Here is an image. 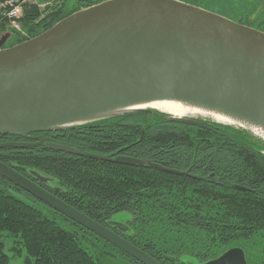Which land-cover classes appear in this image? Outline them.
<instances>
[{"label":"trees","instance_id":"trees-1","mask_svg":"<svg viewBox=\"0 0 264 264\" xmlns=\"http://www.w3.org/2000/svg\"><path fill=\"white\" fill-rule=\"evenodd\" d=\"M60 1L45 11L24 10L21 22L29 38L15 36L9 47L108 0ZM177 1L208 11L206 0ZM198 122L208 129L172 122L157 111L131 112L33 134L85 154L146 161L143 167L45 146L1 149L0 161L103 226L110 228L117 214H129L128 231L119 235L159 264H205L233 248L245 252L247 264H264V142L242 129ZM8 142L27 141L0 136V144ZM88 236L113 247L0 177V264L15 258L22 264H101L79 243Z\"/></svg>","mask_w":264,"mask_h":264},{"label":"water","instance_id":"water-1","mask_svg":"<svg viewBox=\"0 0 264 264\" xmlns=\"http://www.w3.org/2000/svg\"><path fill=\"white\" fill-rule=\"evenodd\" d=\"M5 36L0 40V136L31 142L0 144V150L45 146L79 157L143 167L146 161L85 154L46 143L33 134L131 112L153 113L131 109L157 101L193 102L264 125V33L202 8L177 0H108L3 49ZM170 120L207 128L192 118L170 116ZM0 177L137 263L159 264L111 228L1 161ZM235 189L248 191L240 186ZM112 226L128 231L126 225ZM205 264H247V260L242 249L233 248Z\"/></svg>","mask_w":264,"mask_h":264},{"label":"rangeland","instance_id":"rangeland-1","mask_svg":"<svg viewBox=\"0 0 264 264\" xmlns=\"http://www.w3.org/2000/svg\"><path fill=\"white\" fill-rule=\"evenodd\" d=\"M205 3L207 4L209 12L215 13L235 23H241L264 33V0H206ZM60 4H62L60 0H30L25 6V10L29 11L33 8H38L41 11H45L48 8H53L55 5ZM23 30L25 36L6 33V42L12 39V36H16V38L19 39L29 38L28 32H26L25 29ZM1 39L2 37L0 40ZM10 44L11 43H9V45ZM185 118H193V120L201 121L203 123L205 122L207 124L216 123L209 117L190 116ZM226 127L241 129L237 126ZM251 134L255 136L252 132ZM255 137L259 138L258 136ZM261 140L264 142L263 139ZM20 197L23 198L22 196ZM130 218L131 217L129 214L121 213L115 215L111 222L115 224L127 225ZM79 243L101 264H135L130 258L126 257L118 249L98 242L93 236H88L87 239L81 238L79 239ZM22 262L23 261L21 259L15 258L11 260L10 264H22Z\"/></svg>","mask_w":264,"mask_h":264},{"label":"bare ground","instance_id":"bare-ground-1","mask_svg":"<svg viewBox=\"0 0 264 264\" xmlns=\"http://www.w3.org/2000/svg\"><path fill=\"white\" fill-rule=\"evenodd\" d=\"M151 109L172 116L174 118L185 117H209L220 125L237 126L249 130L254 135L264 140V125L248 122L237 116L224 113L218 109H212L204 105H198L187 101H157L146 104H139L131 110ZM109 116V115H108Z\"/></svg>","mask_w":264,"mask_h":264},{"label":"built area","instance_id":"built-area-1","mask_svg":"<svg viewBox=\"0 0 264 264\" xmlns=\"http://www.w3.org/2000/svg\"><path fill=\"white\" fill-rule=\"evenodd\" d=\"M30 0H0V36L6 33L25 36L21 19Z\"/></svg>","mask_w":264,"mask_h":264},{"label":"flooded vegetation","instance_id":"flooded-vegetation-1","mask_svg":"<svg viewBox=\"0 0 264 264\" xmlns=\"http://www.w3.org/2000/svg\"><path fill=\"white\" fill-rule=\"evenodd\" d=\"M15 39V36H12V39H10L8 42H5V45L3 46V49L9 47V43H12V41ZM33 136H36V135H33ZM27 142H31V141H28L26 140ZM110 228L115 231L116 233L119 234L120 230L117 228V227H114V226H110Z\"/></svg>","mask_w":264,"mask_h":264}]
</instances>
